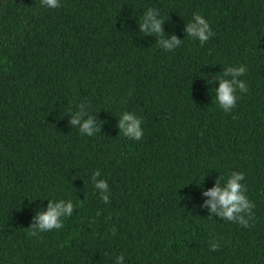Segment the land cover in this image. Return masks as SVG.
<instances>
[{
    "label": "trees",
    "instance_id": "obj_1",
    "mask_svg": "<svg viewBox=\"0 0 264 264\" xmlns=\"http://www.w3.org/2000/svg\"><path fill=\"white\" fill-rule=\"evenodd\" d=\"M148 8L178 48L140 31ZM194 12L214 32L203 46L185 31ZM241 64L248 91L224 113L215 77ZM80 106L94 136L71 123ZM124 111L142 118L140 141L118 127ZM232 171L244 173L254 205L247 228L205 203ZM61 199L83 203L61 230L30 237L37 213ZM120 255L124 264H264V0L0 1V264Z\"/></svg>",
    "mask_w": 264,
    "mask_h": 264
},
{
    "label": "clouds",
    "instance_id": "obj_2",
    "mask_svg": "<svg viewBox=\"0 0 264 264\" xmlns=\"http://www.w3.org/2000/svg\"><path fill=\"white\" fill-rule=\"evenodd\" d=\"M40 6L56 9L60 7V0H40ZM164 19L154 8H148L140 19L139 28L144 34H150L157 38L158 45L165 51H172L178 48L182 40L175 36L164 37L162 24ZM187 37L199 41L203 46L214 35L209 20L199 13H193L191 19L185 26ZM247 72V67L243 64L239 66L226 67L222 77H215L219 81V86L214 88L215 102L224 112H231L235 106L237 90L241 93L248 91L247 83L240 79ZM230 77V79L228 78ZM84 109L80 106V110L73 113L72 124L80 125V132L88 137L94 136L97 129L93 126L94 120L91 116L84 119ZM142 118L136 113L124 111L118 127L124 136L130 137L134 142L140 141L145 135L144 129L141 127ZM97 170L92 174V181L95 189L100 193V200L105 204L109 202L110 189L106 179H97L100 176ZM245 176L243 172L232 171L223 182V187L219 181L214 187L204 192V195L210 197L205 203L210 213L221 217L225 221L235 222L245 228L249 227V221L252 220L254 213L252 209L254 205L246 196V187L242 183ZM83 200H79L78 204H74L71 200H49L47 209L38 212L34 217L35 224L30 227L28 235L30 237L38 236L40 233H47L53 230H61L64 227V219L71 217L75 208L79 207ZM220 244L212 240L210 242V250L216 251ZM125 256L116 257L115 264H124Z\"/></svg>",
    "mask_w": 264,
    "mask_h": 264
},
{
    "label": "rangeland",
    "instance_id": "obj_3",
    "mask_svg": "<svg viewBox=\"0 0 264 264\" xmlns=\"http://www.w3.org/2000/svg\"><path fill=\"white\" fill-rule=\"evenodd\" d=\"M0 1H4V0H0Z\"/></svg>",
    "mask_w": 264,
    "mask_h": 264
}]
</instances>
